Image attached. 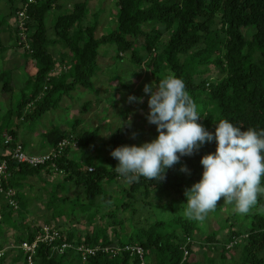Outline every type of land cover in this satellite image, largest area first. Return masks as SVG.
<instances>
[{
  "label": "trees",
  "instance_id": "trees-1",
  "mask_svg": "<svg viewBox=\"0 0 264 264\" xmlns=\"http://www.w3.org/2000/svg\"><path fill=\"white\" fill-rule=\"evenodd\" d=\"M17 1L9 0L14 15L27 0H21L20 6ZM116 8L115 27L96 38L99 13L93 14V21L87 27L82 25L90 13L87 2L76 3L70 13L64 12L60 0H39L30 6L27 12L29 19L25 25L26 41L30 49L25 48V57L26 62L29 59L35 61L39 69L22 88V101L16 108L18 120L37 121L48 112L58 110L63 98H69L76 90L86 92L93 88V81L98 76L101 65L98 61L101 48L111 45L116 47V57L119 60L129 55L132 64L150 69L157 83L158 78L169 75L181 78L197 105L201 117L198 123L213 134L215 122L221 119H227L242 130L250 127L257 131L264 129V0H118ZM50 14L55 17L51 26L47 22ZM5 25V20L1 19L0 33L5 30ZM250 28L255 31L249 40L243 29ZM49 29L55 36L54 39L48 37ZM16 32L20 34L18 24ZM57 44L68 51L58 61L49 51L50 46ZM0 47L4 48L1 43ZM213 74L216 76L213 77ZM4 81L2 91L11 90V78L6 76ZM121 87L129 88L124 84ZM8 115L9 113L6 117ZM11 119L10 115L6 121ZM9 132L15 136L14 129ZM56 133V136L48 138L52 147L71 135L59 130ZM155 133L158 136L157 127ZM93 138L94 135L82 136L78 139L79 145L88 144ZM122 145H127V142L119 129L112 139V150ZM216 147V141L213 140L201 146L193 155L182 156L179 163L167 169L166 178L162 181L141 177L138 182L131 183L114 169H107L102 162L94 166L91 163L85 165L82 160L71 159V147H66L56 164L64 173L63 181H72L82 189L70 206L73 209L77 207L79 213L95 207V200L99 197L103 207L109 209L114 205V211L106 209V212H101V219L108 216L111 219L109 225H119L123 231L128 219L132 222L134 216L128 218L122 214L131 209L133 201L139 202L142 197L144 205L167 209L173 216L170 222L155 220L147 229L133 228L129 237L114 228L115 237L110 239L108 229L111 226L108 228L107 225L95 229L93 240L90 233L86 232L84 241L77 229L61 230L62 236L56 244L68 242L72 248L59 254L52 252V246L40 244L35 264H81L82 256L76 249L82 243L89 245L91 242L103 248L123 244L140 245L146 251L148 264H180L184 256L183 248L188 242L187 247L192 256L184 264H202L192 260L196 254V244L204 246V241L206 247L211 246L218 240L222 229L211 230L203 235L205 228L198 227L200 221L190 220L182 213L183 203L187 202L184 193L187 188L200 181L203 174L201 159L206 154L214 153ZM9 157L0 155V161ZM9 165L12 177L5 185L15 186L17 189L26 179L43 172L48 175L53 173L50 164L31 168L11 161ZM185 165L188 172L181 171ZM91 166L95 169L91 170ZM63 190L61 187L52 196V207L56 215L58 218L67 216L68 219L65 218L69 223L73 215L80 221L82 215L77 217L75 211L66 214L62 207L59 211L56 209L57 204L60 206L68 203L69 206V197L58 195ZM17 200L22 205V192L18 191ZM0 205L3 214L0 230L1 224L15 223L16 228L21 231L14 234V242L8 246H15L6 250L0 258V264L6 263L10 255L12 264H26L27 256L19 246L23 242L32 243L38 230L24 226L20 212L16 216L2 197ZM214 212L217 213V210ZM97 213L100 214L93 212L89 215L90 221ZM232 219V224L230 218L225 220L230 230L223 243L232 244V248H240V260L224 263L226 255L232 250L227 249V244L221 245L218 241L216 246H222L224 251L220 254V262L264 264V196L258 198L256 206L248 214H243L240 221L235 217ZM6 244H0V250L6 248ZM137 261L126 254L113 257L99 252L89 257L87 264H138Z\"/></svg>",
  "mask_w": 264,
  "mask_h": 264
},
{
  "label": "rangeland",
  "instance_id": "rangeland-1",
  "mask_svg": "<svg viewBox=\"0 0 264 264\" xmlns=\"http://www.w3.org/2000/svg\"><path fill=\"white\" fill-rule=\"evenodd\" d=\"M117 1L118 0H60V4L63 6L64 12L70 13L73 11L76 3L87 2L90 13L82 25L87 27L93 21V14L99 13V26L95 34L96 38H99L102 34L109 33L115 27L114 22L117 13ZM17 2L20 6L21 0ZM11 6L12 3L9 2V0H0V20L4 19L6 22L4 26L5 30L1 31L0 37H2V42L7 47V53L3 54L6 58H0V72L8 70V78H11V90L8 91H2L5 81L4 79H0V118H3L4 112H6V115L9 113L7 117L4 115L3 120H0V141L3 139V133L13 129L15 130L16 124L22 121L18 120L16 115L17 104L22 101V88L39 69L35 61L29 59V61L26 62L25 49L19 45L20 40H18L21 36L16 32L15 27L18 19L16 15H14ZM52 14H54V12ZM52 14L47 17V22L50 24L49 26H51V22L55 19ZM254 31L255 30L252 28L243 29L244 35L249 40L252 38ZM47 35L51 39L55 38L51 29H49ZM140 42L142 43V40ZM49 51L54 54V58L57 61L60 59L61 55L68 54V51L59 44L50 46ZM116 52L115 46H102L98 59L101 65L99 67V74L93 81L94 87L90 90H86V92L76 90L69 98H63L59 103L58 110L48 112L37 121H33L31 127L32 131H38V137L42 136L44 140L48 138L51 139V136H56V130L71 134L70 141L75 144V146L71 148V159L82 160L84 161L83 164L85 163V165H88L91 163L94 166L102 162L107 169H115L119 163L118 160L111 156V151H113L111 147L112 139L115 136L116 130H122L125 141L129 146H140L157 137L155 133L157 126L150 124L147 120V114L150 112L148 106L150 93L145 94L143 91L145 84L151 85L157 83L156 78L150 69L146 67L139 68L136 64H132L129 55L119 60L116 57ZM18 70H20L22 75L18 73ZM214 74L212 75L213 77L216 76ZM123 84L127 85L129 88L126 89L121 87ZM129 96H135L138 100L142 98L143 102L140 103L137 101L130 103L128 100ZM5 99H11V105L5 107L2 103V100ZM10 115L12 119L7 122L6 119L10 118ZM87 134L94 135L93 140L88 144L79 145L78 139ZM133 134H135V138H133ZM52 148H55V146H51V149ZM1 152H3V149L0 145V153ZM94 166H91V170L95 169ZM63 178L64 173H50L48 175L43 172L40 175L33 176L31 179H26L22 185L19 186L18 191L22 192L23 203L17 211L20 212V216H23L22 221L25 223L24 226H29L33 230H36V228L37 230L41 229L46 225H53L54 228H59L60 230H69V228H73L81 233V239L83 238L82 241H84V239L86 240V232L90 233L91 240H93L96 228L105 227L106 225L109 228V226H111V224L109 225L111 219L108 216L101 219V212L104 210L106 212L108 208L103 207L98 197L95 200V207L89 208V210L82 214L79 213L77 207L73 209L70 206H72V200L79 197V193L82 189L77 187L72 181H63ZM61 187L64 188V190L59 192L58 195L62 197L68 196L70 203L69 206L68 203L60 206L57 204L56 209L59 211L62 207V210H64L66 214L75 211L77 217L78 215H82L80 221L76 220L73 215L75 221L69 219L70 224L67 220V216H65L66 219L65 217L58 218L56 215L51 201L52 196L56 195L57 190H60ZM114 188L115 191H117V186ZM141 198L142 197H140L139 202L133 201L131 203V209L122 214L123 217L127 216L128 218L132 215L134 216L132 222L128 219L127 224L123 227V231L119 225H113L108 229V236L110 239L115 237L114 228L121 230L122 235L129 237L133 233V228L147 229L155 220L170 222L173 214L169 210L161 207L153 208L146 206L144 202L141 201ZM223 202L224 201H220V204L218 203L217 209H215L217 213L214 211L210 212L207 217L198 224L199 228H205L203 235H207L211 230L219 231L220 228L222 230L218 236V240L213 242L214 245L212 243L210 244L211 246L206 247L207 244L202 239L204 246L196 244L194 248V253L196 252V254H194L192 258L194 262L197 260L198 263L200 262L202 264H211L214 262L215 264H223V261L220 262V254L224 251L222 246H216L218 241L221 242V245L227 244V249L229 248L232 250V252L226 255V262L224 263H231V260L232 262H239L240 260V248H232V244L223 242L227 239V231L230 230V227L225 223L227 217L232 220L230 221L232 224L234 223L233 217L240 221L242 215L233 211V205H227ZM108 210H110V212L114 211V205ZM17 211H14L16 216L18 213ZM93 212H100V214L97 213V216L90 221L89 215ZM16 226L15 223H10V225L1 224L0 244L7 243L6 246H8L14 242V234L21 232ZM21 228L23 231V227ZM5 232L6 235L4 234ZM240 240L241 239L238 240L239 244L241 243ZM97 245L98 244H93V242H91L89 245L82 243L81 246L88 248L96 247ZM77 252L82 256L81 252ZM11 257V255L8 256L4 264H12ZM152 257L154 258V256ZM210 260H212V262H210ZM87 261L82 257L81 264H87Z\"/></svg>",
  "mask_w": 264,
  "mask_h": 264
},
{
  "label": "clouds",
  "instance_id": "clouds-1",
  "mask_svg": "<svg viewBox=\"0 0 264 264\" xmlns=\"http://www.w3.org/2000/svg\"><path fill=\"white\" fill-rule=\"evenodd\" d=\"M143 91L150 93L147 120L157 126L158 136L140 146L116 147L111 151L119 161L114 170L129 183L141 177L162 181L167 169L179 163L182 156H191L215 140L216 151L201 159L202 178L185 190L183 215L203 221L215 211L221 198L224 204L233 205L237 214H248L264 196V129L242 130L221 119L215 122L213 134L198 123L201 117L185 82L172 75L158 78V83L145 84ZM128 100L143 102L135 96ZM181 171L189 170L185 165Z\"/></svg>",
  "mask_w": 264,
  "mask_h": 264
},
{
  "label": "built area",
  "instance_id": "built-area-1",
  "mask_svg": "<svg viewBox=\"0 0 264 264\" xmlns=\"http://www.w3.org/2000/svg\"><path fill=\"white\" fill-rule=\"evenodd\" d=\"M38 1L39 0H27L25 3L22 4L21 9H19V11L17 12V24L20 32L19 35L21 36L19 45L24 47V49L26 48L28 50L30 49V46L26 41L25 34V25L29 19L27 12L30 6L36 4ZM70 140V138L64 139L63 141L59 142L55 148H52L50 151L43 154H30L26 152L24 146L20 142H16L15 145L12 147L9 159H4L0 161V197L3 198V201L8 204L14 211H17L19 209V205L16 200L17 191L13 187L5 185L12 177V173L9 169V164L11 161H14L21 165H26L31 168H37L50 164V168L53 173L63 174V171H61L58 165L56 164V160L61 157L66 147L72 148V146H75V144ZM13 142L14 140L11 137H8L5 141L6 145L8 146L11 145ZM2 218L3 214L0 211V220H2ZM61 236V230L59 228H54L53 225H46L43 228L38 229L35 236V240L32 243L23 242L19 246V249L24 251L27 256L26 264H35V255L37 247L40 244H44L50 247L52 246V252L59 254H63L67 249L72 248V245L68 242L62 243V245L56 244V242L61 238ZM81 245H79L76 250L82 253V257L86 261L89 259V257L95 256L97 253L102 252L106 254H111L113 257L126 254L129 255L130 258H132L133 260H138V264H148L146 251L140 245L123 244L121 246L114 245L104 248L102 246L86 248ZM187 245H185L183 248L184 256L180 264L186 263V261L191 255ZM14 246L15 245H11L7 248H4L3 250H0V258L3 257L6 250H8L9 248H13Z\"/></svg>",
  "mask_w": 264,
  "mask_h": 264
},
{
  "label": "crops",
  "instance_id": "crops-1",
  "mask_svg": "<svg viewBox=\"0 0 264 264\" xmlns=\"http://www.w3.org/2000/svg\"><path fill=\"white\" fill-rule=\"evenodd\" d=\"M15 27H16V24H15ZM2 41H3L2 37H0V43L2 46H4V48L0 47V58L4 57V59H5L6 57L3 54L7 53V51H6L7 47L3 44ZM8 50H9V48H8ZM7 72H8V70H6L4 72H0L1 73L0 74L1 80L2 79L5 80L6 76L8 77ZM18 73L21 74L20 70H18ZM2 103L6 107L8 105H11L12 101H11V99H5V100H2ZM6 111H7V109H6ZM26 111H28V110H26ZM4 115H6V112L3 113V116H2L3 118H4ZM3 118H0V120H3ZM16 125L19 127L14 130L15 136H13L9 131H6L5 133H3V135H2L3 139L0 141V145L3 149V152H1L0 155L9 156L11 154V150H12V147L14 145H13V143L11 146L6 145L5 141L8 137H11L13 140H16L15 143L16 142L22 143L26 152H28L30 154H43V153H46V152L51 150L52 145H50L51 144L50 141L48 139L47 140L42 139V136L38 137V135H37L38 131H36V132L32 131V129H31L32 122L21 121L20 123H18ZM7 134L10 136H8ZM70 136H72V135H70ZM70 136L66 139H69ZM31 178H29V179H31ZM13 188L17 191V195H18L17 187L14 186ZM16 200H17V196H16ZM17 202H18V200H17ZM18 205H19V202H18ZM19 208H20V205H19ZM1 209H2V205H1Z\"/></svg>",
  "mask_w": 264,
  "mask_h": 264
}]
</instances>
